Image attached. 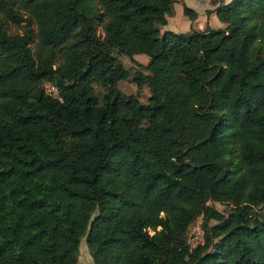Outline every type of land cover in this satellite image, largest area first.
I'll return each mask as SVG.
<instances>
[{"label":"trees","instance_id":"1","mask_svg":"<svg viewBox=\"0 0 264 264\" xmlns=\"http://www.w3.org/2000/svg\"><path fill=\"white\" fill-rule=\"evenodd\" d=\"M173 2L0 0V264H76L82 237L94 264H264V0L161 31ZM118 54L148 56L146 102Z\"/></svg>","mask_w":264,"mask_h":264},{"label":"rangeland","instance_id":"2","mask_svg":"<svg viewBox=\"0 0 264 264\" xmlns=\"http://www.w3.org/2000/svg\"><path fill=\"white\" fill-rule=\"evenodd\" d=\"M179 4H180L179 0H174L173 13L170 15L169 23L167 22L165 25L161 26V31H164L166 29L175 30V31L180 30L178 29L177 25H175V23H178V24L181 23L186 27L185 20L187 19V17L181 11V7L179 6ZM216 21H218L219 23L218 18ZM4 23H5V28L7 29V31L11 33L21 31L20 26L14 23L9 18H4ZM169 25L170 26L174 25L175 28L170 27ZM97 30L99 33H102L103 31L102 25L99 23L97 24ZM34 40H35V37L34 39H32V44ZM139 55L134 54L133 57L135 60L130 59V57L124 54L117 55L118 60L124 65V67L127 69V72H128L126 78H122L118 80L117 82L119 89L122 91V102L123 103L131 102L135 96H137L142 102H146L150 94V90L147 84H143L141 87H138L137 83L135 82L136 77L139 76L138 74L139 72H142V73L148 72L147 69L145 68V63L147 62L148 56L146 54H139ZM45 88L49 93L53 95L58 94L56 87L50 82H45ZM96 91L97 93H99V95H101L103 92V89L100 85H97ZM214 205L216 206L217 209L225 213H227L230 208V205L219 203V202H215ZM255 211H257L259 214H264V206H256ZM201 220H202L201 216H198L190 224L187 230V241L190 243V245H193V243L197 244L203 241V237L201 234V228H200ZM212 222H214V220H212ZM77 257L78 259H77L76 264H94L90 250L83 237L80 242Z\"/></svg>","mask_w":264,"mask_h":264},{"label":"crops","instance_id":"3","mask_svg":"<svg viewBox=\"0 0 264 264\" xmlns=\"http://www.w3.org/2000/svg\"><path fill=\"white\" fill-rule=\"evenodd\" d=\"M230 0H179V6L181 7V11L183 12V5H187L194 9L196 11V16L193 19H190L188 16L186 21V27L181 23H175L177 25L178 29L181 31L189 30L191 27L203 29L206 27V25H209L210 27H218L221 26L222 23L217 20V16L214 12V8L221 2H229ZM175 11V9H174ZM170 15L167 16V22L169 23ZM219 20V19H218ZM170 26V25H169ZM174 27V25L170 26ZM177 30V31H180ZM175 31V30H173ZM139 55V54H138ZM140 56V55H139Z\"/></svg>","mask_w":264,"mask_h":264},{"label":"built area","instance_id":"4","mask_svg":"<svg viewBox=\"0 0 264 264\" xmlns=\"http://www.w3.org/2000/svg\"><path fill=\"white\" fill-rule=\"evenodd\" d=\"M200 228H201V234L203 235V229H202V227H201V223H200ZM195 244H196V243H193V245H191V246H195Z\"/></svg>","mask_w":264,"mask_h":264}]
</instances>
